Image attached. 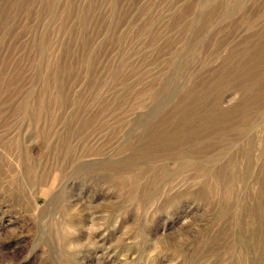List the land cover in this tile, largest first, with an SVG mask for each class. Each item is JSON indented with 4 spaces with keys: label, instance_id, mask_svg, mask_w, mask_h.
<instances>
[{
    "label": "rangeland",
    "instance_id": "1",
    "mask_svg": "<svg viewBox=\"0 0 264 264\" xmlns=\"http://www.w3.org/2000/svg\"><path fill=\"white\" fill-rule=\"evenodd\" d=\"M0 264H264V0H0Z\"/></svg>",
    "mask_w": 264,
    "mask_h": 264
}]
</instances>
